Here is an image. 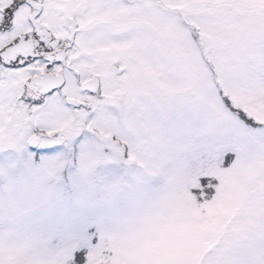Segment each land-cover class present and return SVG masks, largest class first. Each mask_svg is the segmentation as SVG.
I'll return each mask as SVG.
<instances>
[{
    "label": "snow or ice",
    "instance_id": "1",
    "mask_svg": "<svg viewBox=\"0 0 264 264\" xmlns=\"http://www.w3.org/2000/svg\"><path fill=\"white\" fill-rule=\"evenodd\" d=\"M0 264H264V0H0Z\"/></svg>",
    "mask_w": 264,
    "mask_h": 264
}]
</instances>
